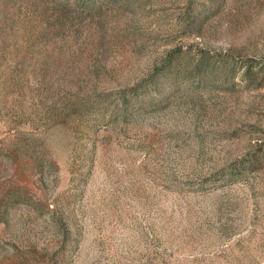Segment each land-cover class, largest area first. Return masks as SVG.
<instances>
[{"label":"rangeland","instance_id":"obj_1","mask_svg":"<svg viewBox=\"0 0 264 264\" xmlns=\"http://www.w3.org/2000/svg\"><path fill=\"white\" fill-rule=\"evenodd\" d=\"M0 264H264V0H0Z\"/></svg>","mask_w":264,"mask_h":264}]
</instances>
